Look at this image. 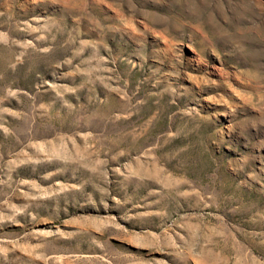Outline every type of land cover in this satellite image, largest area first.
I'll list each match as a JSON object with an SVG mask.
<instances>
[{"label": "rangeland", "instance_id": "rangeland-1", "mask_svg": "<svg viewBox=\"0 0 264 264\" xmlns=\"http://www.w3.org/2000/svg\"><path fill=\"white\" fill-rule=\"evenodd\" d=\"M0 264H264V0H0Z\"/></svg>", "mask_w": 264, "mask_h": 264}]
</instances>
